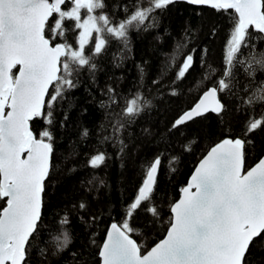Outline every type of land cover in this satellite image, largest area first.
Returning a JSON list of instances; mask_svg holds the SVG:
<instances>
[{"label": "snow or ice", "instance_id": "obj_1", "mask_svg": "<svg viewBox=\"0 0 264 264\" xmlns=\"http://www.w3.org/2000/svg\"><path fill=\"white\" fill-rule=\"evenodd\" d=\"M178 2L181 0L116 4L113 11L125 13L117 22L105 11V0H0V200L5 205L0 208V264H33V245L43 227L46 191L57 171L52 126L57 110L81 86L84 73L91 82L89 94L95 100L91 88L96 87L100 95L96 100L104 117L100 131L107 133L100 142L110 143L117 155L124 154L129 126L151 101L140 91L122 96L114 85L99 87L97 59L115 40L121 47L112 59L115 67H122L126 53L132 51L130 33L157 27L159 19L154 13ZM183 2L207 6L225 16L229 38L221 75L192 108L173 121L172 128L209 112L222 118L227 111L224 96H231L233 111L244 117L243 136L225 138L207 152L181 189L179 200L170 207L166 235L146 252L132 238L137 229L131 220L137 210L160 216L151 202L163 154L142 165L137 194L123 219L107 228L99 246V264H249L254 250L264 251V159L244 170L247 146L253 143L251 134L264 131V79L257 80L258 74H264V49L258 50L256 44L264 42V0ZM69 32L75 34L74 43L69 42ZM192 65L193 54L189 53L175 80L183 79ZM208 67L212 73L217 71ZM137 69L142 79V65ZM171 95H177L175 89ZM37 120L46 125L38 132L33 128ZM144 131L150 135L148 129ZM87 135L85 129L82 136ZM107 159V152L97 149L88 166L99 168ZM73 208L88 210L85 223L95 224L101 219L91 214L83 200ZM61 224H71L67 213ZM52 242L55 250L51 255L62 254L70 243L69 231L64 230ZM85 256L79 250L70 252V264H89ZM48 257L47 246H41L35 252V264H47Z\"/></svg>", "mask_w": 264, "mask_h": 264}, {"label": "trees", "instance_id": "obj_2", "mask_svg": "<svg viewBox=\"0 0 264 264\" xmlns=\"http://www.w3.org/2000/svg\"><path fill=\"white\" fill-rule=\"evenodd\" d=\"M105 2V11L112 14L115 21L124 17L122 10L113 11V5L128 3L129 0ZM154 15L159 19L157 27L130 33L132 51L126 53L127 59L122 67H115L112 59V54L121 47L115 40L107 53L97 59L96 81L99 87L114 85L122 96L140 91L151 101V106L129 126L128 147L122 156L117 155V149L110 143L100 142L101 136L107 134L100 131L103 110L96 104L100 99L96 87L91 88L96 99L89 94L91 82L87 80V73L81 76V86L68 95L56 112L52 131L56 138L57 171L46 191L43 227L33 245V264L35 252L41 246H47V264H70L69 253L76 250L86 253L85 259L89 264H99V246L106 238L107 228L112 222L119 223L123 219L127 206L137 194L144 173L142 165L162 153V165L151 202L160 216L155 218L144 210H137L131 220L137 229L132 237L142 246V252H146L166 235L170 207L179 199L181 189L187 185L198 162L223 139L243 136L244 117L233 111L235 105L231 96H224L227 111L222 118L209 113L178 129L172 128L173 121L192 108L221 75L229 38L227 18L209 7L183 2L157 10ZM213 28L215 35L212 34ZM67 35L69 42L74 43L75 34L69 32ZM256 44L258 50L264 49V42L256 41ZM189 53L193 54L192 67L183 79L175 80L182 61ZM137 65L144 69L142 79ZM209 65L217 71L212 73ZM162 73L166 74L162 76ZM240 78L243 83V73ZM261 79H264V74L257 75V80ZM154 80L159 83L154 84ZM172 89L177 95H171ZM255 115H260V112ZM43 127H46L43 121H33L35 131ZM85 129L88 131L86 137L82 136ZM145 129L150 135L145 133ZM250 138L253 143L247 146L245 170L252 168L264 156V131L254 132ZM97 149L106 151L109 159L101 167L93 169L88 166V160ZM73 168L75 171H68ZM101 180L105 182L103 185ZM81 200L90 206L92 215L100 216L99 222L85 223L88 210L80 212L73 208ZM3 206L4 201L0 200V208ZM65 213L71 218V224L67 226L61 224ZM66 229L70 235L67 250L51 255L55 250L53 238ZM248 260L249 264H264V251L254 250Z\"/></svg>", "mask_w": 264, "mask_h": 264}, {"label": "water", "instance_id": "obj_3", "mask_svg": "<svg viewBox=\"0 0 264 264\" xmlns=\"http://www.w3.org/2000/svg\"><path fill=\"white\" fill-rule=\"evenodd\" d=\"M181 2H183V0H181ZM183 3H186V2H183ZM193 6H196V7H207V6H198V5H193ZM209 113H211V112H209ZM209 113H206V114H209ZM206 114H205V115H206ZM202 116H204V115H202ZM202 116H199V117H202ZM199 117H195L194 119L199 118ZM190 121H191V120H190ZM188 122H189V121H188ZM220 142H222V141H220ZM220 142H218V143H220ZM218 143H217V144H218ZM215 145H216V144H215ZM215 145H214V146H215ZM214 146H213V147H214ZM210 149H211V148H210ZM209 151H210V150H209ZM205 156H206V155H205ZM202 159H203V158H202ZM202 159H201V160H202ZM261 159H264V156H263ZM201 160H200V161H201ZM200 161L198 162V164L196 165V167L199 165ZM255 165H256V164H255ZM255 165H254V166H255ZM254 166H253V167H254ZM196 167H195V169H196ZM195 169H194V171H195ZM250 169H251V168H250ZM250 169H248V170H250ZM244 170H245V161H244ZM194 171H193V173H194ZM245 171H247V170H245ZM193 173H192V174H193ZM192 174H191V175H192ZM190 178H191V176L189 177L188 182L190 181ZM187 184H188V183H187ZM180 195H181V194H180ZM179 198H180V197H179ZM178 200H179V199H178ZM178 200H177V201H178ZM132 238H133V237H132ZM133 239H134V238H133Z\"/></svg>", "mask_w": 264, "mask_h": 264}]
</instances>
